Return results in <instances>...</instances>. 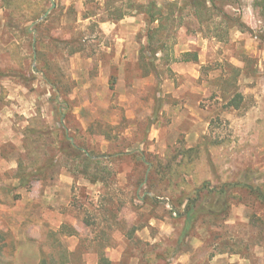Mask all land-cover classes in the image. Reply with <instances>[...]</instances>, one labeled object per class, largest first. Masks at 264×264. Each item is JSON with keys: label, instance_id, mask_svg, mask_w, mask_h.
<instances>
[{"label": "rangeland", "instance_id": "rangeland-1", "mask_svg": "<svg viewBox=\"0 0 264 264\" xmlns=\"http://www.w3.org/2000/svg\"><path fill=\"white\" fill-rule=\"evenodd\" d=\"M114 1L130 16L108 21L106 0H31L48 19L13 30L0 2V228L14 244L7 263L39 264L47 233L61 229L71 264H99L101 248L113 264H264V200L242 187L264 186V0H216L208 29L185 9L182 26L176 21L155 58L147 53L154 64L144 70L147 25L136 5L147 0ZM156 1L185 8L191 0ZM72 45L82 51L69 54ZM236 94L238 109L228 106ZM38 113L60 142L65 131L95 155L103 182L84 177L75 155L51 149L48 135L43 158L58 157L52 180L18 186L19 155L30 163L22 132ZM206 139L220 145L185 176L188 187L242 184L227 217L195 223L178 242L179 214L194 194L163 196L168 183L146 163L179 160L181 149ZM132 226L139 230L129 240Z\"/></svg>", "mask_w": 264, "mask_h": 264}, {"label": "trees", "instance_id": "trees-1", "mask_svg": "<svg viewBox=\"0 0 264 264\" xmlns=\"http://www.w3.org/2000/svg\"><path fill=\"white\" fill-rule=\"evenodd\" d=\"M2 7L9 12V25L13 30L15 27L21 26L24 22H36L40 20L46 13V10L41 5L31 2V0H0ZM216 0H191L188 1L185 8L179 7L178 3L162 2L159 3L156 0L140 1L136 5L137 12L143 15L147 25V43L142 48L140 53V63L143 70L147 66H153V61L150 63L147 60V53L150 58H155L156 55L164 51L166 43L168 42L171 30L176 26V21L180 22L185 19L183 11L187 9L189 15L194 17L196 21L205 25V28H209V23L214 19L215 12H218ZM105 10L107 11L106 19L111 22H117L123 20L125 17L130 16L129 9L124 7V4H118L114 0H106ZM216 15V14H215ZM227 18V16H224ZM46 17L44 20H47ZM105 21V20H102ZM8 25V26H9ZM236 26L241 28L242 23H237ZM57 42V40H53ZM82 49L73 47L69 48V54H78ZM242 97L236 94L228 103L229 107L238 109L241 103ZM62 117V113L57 110ZM63 143L59 140L58 130L47 132L42 118L38 113L35 117H32L28 121V126L23 130V143L22 147L24 151L30 156V163H26L21 157L22 153L17 159V167L14 172V179L21 188L30 189L36 182H47L52 180L51 168L56 167L58 157H53L51 160L45 161L43 158V152L45 145V139L48 135L52 137L55 144L51 149L56 150L60 156L71 158L74 156L79 160V169L81 174L90 179V182L97 183L103 182V170L97 166L99 161L95 159V155L90 152H85L84 147L74 146L68 141V137L63 132ZM220 143L217 141L202 140L200 144L194 149H181L179 151L180 159L167 160L166 164L158 160L156 163L149 161L148 168L158 172L161 176V181H166L168 186L161 191L165 197H172L175 193L186 192L193 195L189 196L184 206V210L179 216H182L183 226L179 234L178 242L182 241L189 235V231L194 227L195 223L201 222L206 226H214L221 216L227 217L231 210V199H236L234 189L240 188L242 183L229 181H222L218 187H212L208 180H203L195 185V188L190 189L186 183L185 176L193 175L194 171L198 168L200 159L203 154H207L209 150H215L219 147ZM179 158V155L176 156ZM167 159V158H166ZM146 160V159H145ZM141 162L144 160L141 158ZM148 162V161H147ZM144 163V164H145ZM90 166H93L92 173ZM77 168V167H76ZM101 175V176H100ZM145 178L139 183L140 185L145 182ZM244 185V184H243ZM248 188L252 195L260 197L264 200V186L260 185L253 188L250 184L242 186ZM152 192H159L157 187L150 185ZM182 188V190H181ZM5 192L9 194L12 200H15L16 196L12 195L10 188H4ZM181 190V191H180ZM207 196L206 200L202 197ZM208 199V200H207ZM1 203V202H0ZM65 228V227H63ZM139 228L132 226L126 237L129 240H133L135 231ZM62 230L49 231L47 233V239L49 241V247L45 248L42 245L40 249V262L39 264H71L72 253L64 246L60 235ZM71 236L77 235L76 231H71ZM103 232V229H100ZM101 248L97 250L98 263L99 264H113L105 255V252ZM14 251V244L12 240V234L9 230L0 228V264H8L6 259L7 255H10ZM151 257V256H150ZM149 259V256L147 257ZM157 260V257H155ZM150 261V260H149ZM153 262V260H152Z\"/></svg>", "mask_w": 264, "mask_h": 264}, {"label": "water", "instance_id": "water-1", "mask_svg": "<svg viewBox=\"0 0 264 264\" xmlns=\"http://www.w3.org/2000/svg\"><path fill=\"white\" fill-rule=\"evenodd\" d=\"M54 6H55V5L53 4L52 7H54ZM47 14H48V13H46V14L43 16V18H45V17L47 16Z\"/></svg>", "mask_w": 264, "mask_h": 264}]
</instances>
